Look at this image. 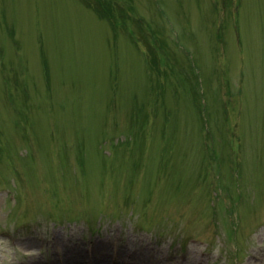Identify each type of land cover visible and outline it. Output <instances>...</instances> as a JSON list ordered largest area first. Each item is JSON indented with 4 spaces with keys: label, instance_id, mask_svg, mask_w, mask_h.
<instances>
[{
    "label": "rangeland",
    "instance_id": "1",
    "mask_svg": "<svg viewBox=\"0 0 264 264\" xmlns=\"http://www.w3.org/2000/svg\"><path fill=\"white\" fill-rule=\"evenodd\" d=\"M50 260L264 264V0H0V264Z\"/></svg>",
    "mask_w": 264,
    "mask_h": 264
},
{
    "label": "trees",
    "instance_id": "2",
    "mask_svg": "<svg viewBox=\"0 0 264 264\" xmlns=\"http://www.w3.org/2000/svg\"><path fill=\"white\" fill-rule=\"evenodd\" d=\"M88 5H89V6H92V5H94V4H91V2H88ZM94 6H95V5H94ZM94 6H93V7H94ZM96 6L98 7V13L101 12V14L104 15V14H105V13H104L105 10L100 9V7H99L98 5H96ZM107 11H108V9H107Z\"/></svg>",
    "mask_w": 264,
    "mask_h": 264
},
{
    "label": "bare ground",
    "instance_id": "3",
    "mask_svg": "<svg viewBox=\"0 0 264 264\" xmlns=\"http://www.w3.org/2000/svg\"><path fill=\"white\" fill-rule=\"evenodd\" d=\"M68 250H70V249H68ZM71 250H72V248H71ZM72 252V251H71ZM70 251H69V253L70 254H73V252L71 253ZM76 255V254H75ZM82 255V254H81ZM81 255H77V256H81ZM51 261V260H50ZM49 262V261H48ZM53 262L54 261H51V262H49L48 264H53ZM31 264H36V263H34L33 261H31ZM94 264V263H93Z\"/></svg>",
    "mask_w": 264,
    "mask_h": 264
}]
</instances>
